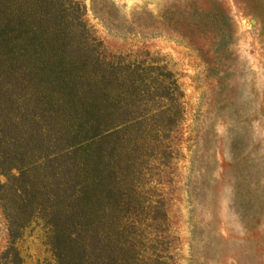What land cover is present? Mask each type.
I'll return each instance as SVG.
<instances>
[{
	"label": "rangeland",
	"instance_id": "1",
	"mask_svg": "<svg viewBox=\"0 0 264 264\" xmlns=\"http://www.w3.org/2000/svg\"><path fill=\"white\" fill-rule=\"evenodd\" d=\"M79 1L83 23L60 45L0 51V130L25 143L28 174L69 202L92 169L96 264L116 238L142 264H264V0ZM141 61L171 71L174 93L122 102ZM162 111L174 114L164 139L122 133L138 113L144 127L169 122ZM32 226L19 264H57ZM9 237L0 203V258Z\"/></svg>",
	"mask_w": 264,
	"mask_h": 264
},
{
	"label": "trees",
	"instance_id": "2",
	"mask_svg": "<svg viewBox=\"0 0 264 264\" xmlns=\"http://www.w3.org/2000/svg\"><path fill=\"white\" fill-rule=\"evenodd\" d=\"M84 11L79 0H0V51L10 53L18 47L24 49L26 46L45 43L60 45L67 36V29L76 24L74 22H79V25L83 23L80 18ZM171 85L178 87L173 73L165 66H146L141 61L122 76V102L129 99H164L167 94L174 93L175 88ZM162 115L167 116L169 122L155 128L144 127L143 119L146 114L138 113L132 119L122 121V133L131 131L133 134H129L128 139H133L138 145L144 144L152 136L164 139L171 131L170 120L174 124V114L162 111ZM27 152L26 145L20 138L12 139L5 129L0 130V175L12 177L16 182L3 183L0 180V203L8 216L10 231V242L2 253L1 264L21 262L17 241L23 238L32 225L39 222L48 229L57 264H96V258L88 249L94 233L93 211L97 208L98 201L94 198V180L86 174L92 169L85 167L86 171L83 172L86 173L82 172L79 183L70 194L72 199L69 202L65 187H58L59 192L56 194L61 195L51 199L53 197L47 196L48 189H51L49 183L28 174V169H31L29 166L33 164L26 163ZM14 170L19 174H14ZM60 184L59 181L57 185L62 187ZM48 204L51 209H48ZM109 233L112 232L108 230ZM118 243L116 238L102 244L103 249L110 254L107 255V264H142L140 250L136 245Z\"/></svg>",
	"mask_w": 264,
	"mask_h": 264
}]
</instances>
